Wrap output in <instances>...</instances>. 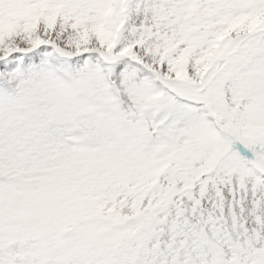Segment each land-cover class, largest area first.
<instances>
[{"label":"snow or ice","instance_id":"6c2138e0","mask_svg":"<svg viewBox=\"0 0 264 264\" xmlns=\"http://www.w3.org/2000/svg\"><path fill=\"white\" fill-rule=\"evenodd\" d=\"M0 264H264V0H0Z\"/></svg>","mask_w":264,"mask_h":264}]
</instances>
